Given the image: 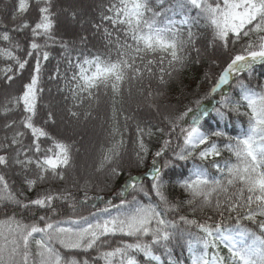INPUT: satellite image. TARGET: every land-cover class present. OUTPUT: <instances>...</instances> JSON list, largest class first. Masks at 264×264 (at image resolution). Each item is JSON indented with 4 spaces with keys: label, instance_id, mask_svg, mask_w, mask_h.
<instances>
[{
    "label": "snow or ice",
    "instance_id": "snow-or-ice-1",
    "mask_svg": "<svg viewBox=\"0 0 264 264\" xmlns=\"http://www.w3.org/2000/svg\"><path fill=\"white\" fill-rule=\"evenodd\" d=\"M54 7V0H18L11 32L24 34L26 48L9 30L0 31V59L9 62L0 69L5 84L34 61L22 91L0 105L5 117L21 112L18 120H7L4 128L12 132L0 140V207L12 206L10 214L0 217V264H142L140 256L146 264H182L175 257L177 247L187 251L191 264H264V76H257L264 69V0H108L100 23L92 24L103 41V50L96 51L87 47V35L79 36V47L57 35ZM30 8L37 12L34 22L25 18ZM72 16L77 19L75 11ZM201 36L207 37L203 47L197 43ZM53 46L62 50L67 68L61 73L57 67L49 79L64 81L60 90L66 89L74 102L71 117L80 119L74 109L88 101L87 120L93 104L111 93L112 144L96 168L107 170L110 178L124 172L119 161L126 141L119 118L126 131L132 117L124 112L123 93L131 96L135 88L158 111L155 101L166 97L190 63H199L209 49L213 64L220 67L219 58L224 60L202 97L183 111L168 106L173 110L164 116L167 127L156 128L164 139L155 152L145 139L155 134L152 128L137 123L132 162L143 167L151 154V167L144 176L129 173L114 198L89 196L86 180L82 201L67 188L50 186L29 199L23 188L13 187L8 170L18 169L16 175L31 192L66 181L74 163L73 144L47 127L55 122L52 113L43 123L36 119L44 91L43 62ZM232 116L246 119L238 135L227 130ZM210 119L225 123L206 130ZM225 151L234 160L218 159ZM177 188L186 200H175L172 190ZM58 201L67 204L70 215L59 214ZM89 201L94 211L84 215L81 208ZM181 204L191 206L193 214L209 209L219 218L177 215Z\"/></svg>",
    "mask_w": 264,
    "mask_h": 264
},
{
    "label": "trees",
    "instance_id": "trees-1",
    "mask_svg": "<svg viewBox=\"0 0 264 264\" xmlns=\"http://www.w3.org/2000/svg\"><path fill=\"white\" fill-rule=\"evenodd\" d=\"M77 9L66 7V0H54V11L58 12V23H57V35L63 36L67 40H75L78 44V38L80 35H87L90 40L88 48L92 51L97 49H102L101 34L96 33L95 29L92 28L93 23H100L99 14L103 6L107 5L108 0H80ZM82 3V5H81ZM18 0H0V31L5 29L10 31V34L17 40L20 41L22 47H27V41L24 39V34L11 32L14 24L11 20V16L15 10ZM67 9V11H65ZM75 11L77 18L80 15V19L83 22L72 23L73 16L72 12ZM37 17V12L30 8L29 12L26 14L25 18L30 22H34ZM70 24V25H69ZM95 33V35H94ZM207 37L201 36L197 41L198 45L203 47L206 43ZM238 47V46H237ZM51 53L49 60L43 62L42 68V86L44 88L43 93L40 96V101L38 105V115L37 122L43 123L47 119V114L52 113L54 117V123H49L47 125L50 132L56 135L58 138L67 140L69 143L73 144V167L67 172L68 179L66 181H59L52 185H41L35 188L33 191L28 192L22 183L21 177L16 175L18 169L8 170V176L11 181H15L13 187L15 189L23 188L25 195L29 199L36 198L37 194L42 192L47 187H52L53 189L60 190L67 188L77 201H82L84 198L85 191V181L87 180L88 186L87 191L89 196H102L105 199L114 198L116 193L123 186L125 181L131 175L144 176V174L151 167V154L148 156L147 161L143 167H136L132 162L134 159L135 151V141H136V125L139 123L142 127L152 128L155 133L149 140L147 137L146 143L150 148V152H155L160 144L162 143L164 137L156 132L157 127H167L164 121V116L167 115L171 109L168 106H175V110L183 111L185 105H189L193 100L202 97L211 88L213 81L219 75L221 67L223 66V57L219 58L220 67L212 63L215 58L212 55L211 49L204 54L199 63L192 62L188 67L179 74V79L173 81L169 88L167 89L166 97L160 98L155 101L158 105V111L154 108L148 107L144 98L138 94L135 88H133L131 96L125 91L123 93V108L126 115L132 117L127 122V130L125 131V121L123 117L119 118V128L123 133L124 140L126 141L125 148L122 152V158L119 161L120 166L124 168V172L119 177L110 178L107 170L98 172L96 171L99 159L104 150L109 148L112 144V137L109 135L111 128L110 125L112 121L110 120L111 115V105L110 96L101 95L99 105L93 104L90 109L92 116L87 120L83 118V113L88 111V101L78 109H74L81 113L80 119L73 118L69 115L68 109L73 107V100L71 99L68 91L64 89V81L62 79H49L50 76H55L57 72V67L59 71L64 73L67 65L62 59V50L58 46H53L48 49ZM235 50V49H234ZM21 56L24 55L23 52L20 53ZM194 55V54H193ZM59 62V64H58ZM7 61L0 59V69H2ZM34 61L30 60L29 64L23 70L15 76L14 80L10 85L5 84L4 79L0 78V105H3L6 98L12 95H18L22 91L23 84L27 83L30 79L31 69L33 67ZM70 75V73H69ZM257 76H264V69L257 73ZM149 81H145L148 84ZM255 83V81H253ZM153 90L156 89L157 85L155 81H151ZM147 91V89H145ZM236 95V93H234ZM208 103V101H206ZM120 107V105H117ZM21 116L20 111H15L9 113L7 117L0 115V140L8 134L10 135L12 129L5 130L4 124L7 120L16 119L18 120ZM232 123L228 127V131L231 135H238L240 131L246 129L247 123L244 117L237 119L235 116L231 117ZM225 122L218 121L217 119L208 120L205 125V129H208V125L215 128L218 124L223 126ZM119 139V137H117ZM30 138L25 140V143H29ZM223 143V141H221ZM10 154H14V149L9 150ZM223 160H234V157L230 153L224 152L221 157ZM191 166L189 162L188 167ZM179 171V170H178ZM185 174H187V168L184 169ZM211 175H217L216 169L209 168ZM173 179L175 175L173 174ZM172 195L176 201H183L187 199L186 194L182 193L180 189H173ZM114 202H118L114 201ZM91 201L87 205L81 208L84 215H88L90 212L94 211L90 207ZM58 212L61 216H67L71 214V209L64 202H56ZM102 206V205H101ZM12 206L5 205L0 207V217L5 214L11 213ZM17 211H20L17 209ZM43 214V213H40ZM26 220L29 218V214L25 213ZM177 215H187L190 218H196L201 221L206 219L208 216H212L214 220L219 217L215 212L205 209L203 212L197 210L194 214L191 211V206L186 204H181L180 211ZM233 221H228L226 226L234 224ZM244 223H248L245 221ZM253 227L252 225H249ZM193 231H196L193 229ZM117 240L120 238L117 237ZM224 255H227L226 249H221ZM175 257L182 261V264H191V259L186 250L182 251L179 247L175 248ZM142 264L144 262L143 256H140ZM154 264V262H153Z\"/></svg>",
    "mask_w": 264,
    "mask_h": 264
},
{
    "label": "rangeland",
    "instance_id": "rangeland-1",
    "mask_svg": "<svg viewBox=\"0 0 264 264\" xmlns=\"http://www.w3.org/2000/svg\"><path fill=\"white\" fill-rule=\"evenodd\" d=\"M80 2H82V1H80V0H66V7L68 9H71V8L77 9L76 7L79 6ZM81 5H82V3H81ZM72 21H73L72 23H74V24L75 23L77 24V23L83 22V20L80 19V15H78V18L76 20L73 19Z\"/></svg>",
    "mask_w": 264,
    "mask_h": 264
}]
</instances>
